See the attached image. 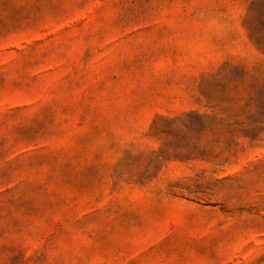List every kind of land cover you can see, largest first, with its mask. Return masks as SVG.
Wrapping results in <instances>:
<instances>
[{
    "label": "rangeland",
    "instance_id": "obj_1",
    "mask_svg": "<svg viewBox=\"0 0 264 264\" xmlns=\"http://www.w3.org/2000/svg\"><path fill=\"white\" fill-rule=\"evenodd\" d=\"M0 264H264V0H0Z\"/></svg>",
    "mask_w": 264,
    "mask_h": 264
}]
</instances>
